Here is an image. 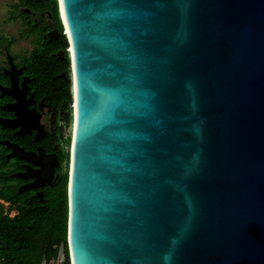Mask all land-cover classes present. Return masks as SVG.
I'll list each match as a JSON object with an SVG mask.
<instances>
[{
    "label": "water",
    "instance_id": "water-1",
    "mask_svg": "<svg viewBox=\"0 0 264 264\" xmlns=\"http://www.w3.org/2000/svg\"><path fill=\"white\" fill-rule=\"evenodd\" d=\"M57 3L71 264H264V0Z\"/></svg>",
    "mask_w": 264,
    "mask_h": 264
},
{
    "label": "flooded vegetation",
    "instance_id": "flooded-vegetation-1",
    "mask_svg": "<svg viewBox=\"0 0 264 264\" xmlns=\"http://www.w3.org/2000/svg\"><path fill=\"white\" fill-rule=\"evenodd\" d=\"M0 23V229L25 219L45 237L41 264H67L56 241L60 200L69 178L74 99L68 33L50 0H9ZM23 213H26L23 216ZM40 234V235H39ZM34 240L32 239L31 242ZM11 251L0 232V264ZM31 263L34 256L31 254ZM69 256V249H68ZM70 261V256H69ZM71 264V262H70Z\"/></svg>",
    "mask_w": 264,
    "mask_h": 264
},
{
    "label": "trees",
    "instance_id": "trees-1",
    "mask_svg": "<svg viewBox=\"0 0 264 264\" xmlns=\"http://www.w3.org/2000/svg\"><path fill=\"white\" fill-rule=\"evenodd\" d=\"M52 5H55V0H50ZM60 200L55 201L54 214L57 216L55 238L56 241H63L67 245V233H68V176L66 175L64 184L60 190ZM26 213H23L25 216ZM25 219H18L16 222L8 220V222L2 223L0 232L2 234L3 243L6 248L11 251V257L7 256L9 264H32L31 257L34 256V264H41L43 253L40 247H45V237L47 232L42 236H37L36 233L46 231V228L39 229L33 234L30 230H27ZM34 240L31 242V240ZM67 252V264H70Z\"/></svg>",
    "mask_w": 264,
    "mask_h": 264
},
{
    "label": "rangeland",
    "instance_id": "rangeland-1",
    "mask_svg": "<svg viewBox=\"0 0 264 264\" xmlns=\"http://www.w3.org/2000/svg\"><path fill=\"white\" fill-rule=\"evenodd\" d=\"M8 2L9 0H0V23H2L7 17L4 8L6 7ZM55 201H58V199L55 198V200L54 199L51 200L52 207L55 206Z\"/></svg>",
    "mask_w": 264,
    "mask_h": 264
}]
</instances>
